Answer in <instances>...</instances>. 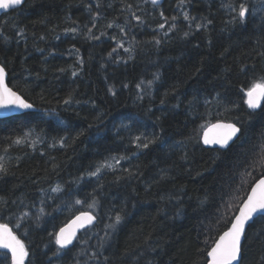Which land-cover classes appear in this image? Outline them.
Here are the masks:
<instances>
[{"label": "trees", "instance_id": "trees-1", "mask_svg": "<svg viewBox=\"0 0 264 264\" xmlns=\"http://www.w3.org/2000/svg\"><path fill=\"white\" fill-rule=\"evenodd\" d=\"M178 2L26 0L0 18L8 85L39 110L0 120V162L7 168L0 197L8 202L0 205V224L24 242L25 264H97L90 257L105 231L109 259L101 256L99 264H208L206 252L227 230L226 208L228 216L235 212L264 172L249 167L264 143V102L253 110L241 91L264 76V6L245 0L251 15L241 24L229 22L235 13L222 6L229 0H187L184 11L212 23L185 37L188 22L180 18L165 36L160 12L180 16ZM73 27L79 34L65 32ZM88 29L100 39L89 38ZM69 95L73 102L65 105ZM217 122L241 127L227 150L203 146L205 129ZM28 134L34 148L33 141L14 143ZM136 136L156 143L137 148ZM120 157L130 159H113ZM104 162L112 169L89 175ZM121 209L124 220L108 229ZM23 212L29 216L21 222ZM82 212L97 223L53 256L59 230ZM246 237L242 264H264V216ZM10 257L0 264H11Z\"/></svg>", "mask_w": 264, "mask_h": 264}, {"label": "snow or ice", "instance_id": "snow-or-ice-1", "mask_svg": "<svg viewBox=\"0 0 264 264\" xmlns=\"http://www.w3.org/2000/svg\"><path fill=\"white\" fill-rule=\"evenodd\" d=\"M145 3L148 0H144ZM160 0H151V4L153 6L158 5ZM24 3V0H0V10L7 12L8 10H17L20 5ZM187 3V0H179L177 4V8L180 9V16H171L167 17L164 15V12H160V17L164 21L163 23L158 25L159 29H165L167 26V31H165L164 35L167 36L170 32L175 31L178 27L177 20L182 18L184 21H187L188 31H185L183 35L188 37L190 34L193 33V28L195 31L200 30H207L208 26L212 23L211 20H206V18H200L190 16L187 11H184V7ZM99 7V3L96 5ZM223 7H227L232 12L235 13L232 16L230 23H244L245 20L251 15L249 11V7L246 4L245 0H240L239 3H236L235 0H229V3L226 5H222ZM91 8V5H89ZM133 5L128 4L127 10L130 12L132 18L137 22H143L142 17L136 14V11H132ZM99 13L97 12L93 17L92 26L95 27V21L99 17ZM131 23V21H129ZM114 26L113 23H108L107 27L112 28ZM117 27H119L117 25ZM65 32H70L73 34H79V29L76 27L65 29ZM89 38L91 39H100L99 36H95L91 34V29H88ZM120 32L127 35L125 32L124 27H120ZM3 35L2 30H0V36ZM19 35L23 37V32H20ZM101 35H106V33H101ZM59 38V37H57ZM115 37H113L114 39ZM154 42L159 45L161 43L160 39H156L154 37ZM118 48H124V44L118 42ZM127 52H131V48L124 49ZM78 54L79 50H75ZM117 48H113L112 52H117ZM112 52L109 53L111 57ZM260 55L264 56V53H260ZM84 63L82 57L78 60V66L81 67ZM254 67V66H253ZM247 69V65L241 67V71L244 72ZM61 72L64 69H60ZM78 75L77 71L72 72V76L76 77ZM7 76V72L5 69V65L0 63V108H6L9 106H15L19 109L23 110H31L34 109V104L30 103L27 99H25L22 95L18 92L13 91L12 88L8 87V84L5 82ZM155 79H159V75L155 76ZM143 83V82H142ZM151 85L152 81L148 82ZM126 86V85H125ZM137 88H141L140 84L136 85ZM109 91L112 93L113 96L116 95V92L113 88H109ZM241 91L244 92V95L247 97L245 103L251 109H257L260 107V101L264 100V76L259 77L257 80H254L250 83L247 89L241 88ZM142 99L143 97H138ZM72 96L69 95L67 99L63 101L65 105L71 104ZM163 103V101H162ZM178 107V105H177ZM237 122H239V118H237ZM237 122L232 123H216L211 125V129L217 130L216 134L209 137L208 133H203V143L205 145H218L219 148L215 149L219 150H227L231 143H233L236 139L239 138V134H241V127L237 126ZM123 127H128L124 125ZM27 141V135L25 138L21 139L18 138L14 141L15 144L20 145ZM137 148L147 149L149 148L150 144L156 143V139H142L140 136L135 137V141ZM60 145L64 146V139L60 140ZM55 146V145H53ZM32 147H35V141L32 142ZM7 151V149L5 150ZM116 159V162L119 163L120 159H130V157H120V158H113ZM2 161V158H0ZM257 166L259 168H264V143L259 145V153L256 159L249 165L253 171L257 170ZM112 165L108 162H104L102 165L96 168L95 171L89 173L90 176H99L103 169H112ZM129 176L135 175L130 169H125ZM0 173L6 174L7 168L5 167L4 163L0 162ZM54 191H60V188L54 189ZM7 201L0 197V205L7 206ZM12 203H15L13 201ZM76 203H82V201L77 200ZM95 204V201L93 202ZM230 211V208H226L225 215L228 220L227 230L224 231L219 238L215 241L213 247H211L210 251L206 252V255L210 257L209 264H242V241L246 240V227L249 226V222L253 220V217L256 215L264 216V172H260L258 178L255 180L254 184L251 186L250 190L242 199L241 203L237 206L235 212H232L230 216L227 213ZM43 212V209H41ZM124 209L117 211L114 213L113 216L109 217L112 221L109 225H107L108 229L115 231L117 226H119L122 221L124 220V215L122 214ZM29 216L28 212H23L17 219L21 222L24 221L26 217ZM82 216L85 217L88 222L95 220V217L88 214L82 213ZM80 219V217H77ZM21 224L17 223L15 225L16 228H20ZM105 240H102L98 245V250L93 251L91 253V259L96 260L97 264H99L101 256H103V249L105 247V243L107 239H110L109 232L105 231L104 233ZM75 238V234L65 235V229H61L60 232L56 235V244L60 247L53 252V256H59L61 249H66L70 244H72L73 239ZM0 249H6L7 252H0V257L4 259H8V253H11V264H25L26 258L29 256V252L24 244V242L19 239L12 231L11 228L7 224H0ZM99 253V254H98ZM107 256H103V260L106 262L108 261ZM264 259V258H262Z\"/></svg>", "mask_w": 264, "mask_h": 264}, {"label": "water", "instance_id": "water-1", "mask_svg": "<svg viewBox=\"0 0 264 264\" xmlns=\"http://www.w3.org/2000/svg\"><path fill=\"white\" fill-rule=\"evenodd\" d=\"M25 1L26 0H24V3H25ZM148 2L151 4V0H148ZM164 2H165V0H160V2H159V4L158 5H156L155 7H161L163 4H164ZM23 3V4H24ZM22 4V5H23ZM22 5H20L18 8H20V7H22ZM11 11H13V10H8L7 12H4V11H2V10H0V18L1 17H3L5 14H8L9 12H11ZM7 72V71H6ZM5 82L8 84V74H7V76H6V79H5ZM8 87H10L9 85H8ZM11 88V87H10ZM13 91H15V90H13ZM263 102H264V100H262V101H260V107L259 108H257V109H253V110H259L261 107H262V105H263ZM39 110L34 106V109H31V110H23V109H19V108H17V107H15L14 105L13 106H9V107H6V108H0V120H3V119H7V118H11V117H14V116H19V115H22V114H25V113H28V112H38ZM217 123H229V122H217ZM214 124H216V123H214ZM213 125V124H212ZM216 131L217 130H213V129H211V125L209 126V127H207L206 129H205V131H204V133L205 132H207L208 133V135H209V137H211V136H213V135H215L216 134ZM239 136H240V134H239ZM237 140V139H236ZM235 140V141H236ZM234 141V142H235ZM233 142V143H234ZM202 143H203V138H202ZM233 143H231V145L233 144ZM230 145V146H231ZM203 146L205 147V148H208V149H218L219 148V146L218 145H205L204 143H203ZM82 213H88V214H90V215H92V216H94L95 217V220H93V221H91V222H88V220L85 218V217H83L82 216ZM82 213H79V214H77L74 218H72L64 227H62L63 229H65V235H70V234H75V238L73 239V242H72V244H70L69 246H68V248H66V249H63V250H67V249H69V248H71L75 243H76V241L78 240V237H79V235L81 234V232H83L84 230H86V229H88V228H90V227H93L96 223H97V218H96V216L94 215V214H92L91 212H82ZM77 217H80V219H77ZM259 217H261V215H256V216H254L253 217V220L252 221H250L249 222V226L251 225V224H253V222L257 219V218H259ZM249 226L248 227H246V233H247V230H248V228H249ZM10 228V227H9ZM61 228V229H62ZM60 229V230H61ZM60 230H59V232H60ZM13 231V230H12ZM58 232V233H59ZM14 233V232H13ZM245 233V234H246ZM245 241V240H244ZM244 241H242V251H243V244H244ZM60 247V246H59ZM1 251H4V252H7L8 250H6V249H0ZM243 253V252H242ZM10 256H11V253L9 252L8 253ZM210 257H208V261H210ZM209 264V263H208Z\"/></svg>", "mask_w": 264, "mask_h": 264}, {"label": "rangeland", "instance_id": "rangeland-1", "mask_svg": "<svg viewBox=\"0 0 264 264\" xmlns=\"http://www.w3.org/2000/svg\"><path fill=\"white\" fill-rule=\"evenodd\" d=\"M253 2H254V4H259V5H261V6H264V0H252ZM33 137H32V135L30 134H28L27 135V140H29V141H35V139H33Z\"/></svg>", "mask_w": 264, "mask_h": 264}]
</instances>
